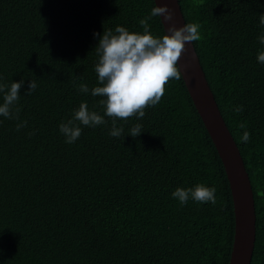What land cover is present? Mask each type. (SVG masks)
Segmentation results:
<instances>
[{"label": "trees", "instance_id": "16d2710c", "mask_svg": "<svg viewBox=\"0 0 264 264\" xmlns=\"http://www.w3.org/2000/svg\"><path fill=\"white\" fill-rule=\"evenodd\" d=\"M179 1L186 22L200 25L194 44L249 172L257 214L252 264H264V64L257 59L264 0ZM155 6L0 0V84L25 81L19 121L0 115V264H229L232 191L183 78L169 80L143 118H115L120 137L109 135L113 118L106 116V125H80L73 144L60 132L82 103L104 115V98L91 95L102 86L94 34L116 26L143 33L139 21ZM149 24L155 37L166 34L161 18ZM30 80L38 87L29 95ZM137 124L144 132L133 138ZM197 185L216 189L215 205L172 196Z\"/></svg>", "mask_w": 264, "mask_h": 264}, {"label": "clouds", "instance_id": "9594fccd", "mask_svg": "<svg viewBox=\"0 0 264 264\" xmlns=\"http://www.w3.org/2000/svg\"><path fill=\"white\" fill-rule=\"evenodd\" d=\"M167 22V34L155 37L150 33L149 21L153 18H162ZM143 33H130L123 26H116L113 31H105L101 35L95 33L99 38L96 51L99 55V63L95 66L99 83L91 89L93 97H103L100 103L104 106V115L90 111L86 103H82L74 115L66 123L60 124V132L65 137V142L73 144L82 134L80 125L86 127H97L106 125L112 119V128L109 135L120 137L123 126H116V119L127 121L131 116L138 113V118L145 116L144 109L149 105L157 104L165 92V85L169 80H180L182 78L181 68H177L178 61L185 50L186 42H196L200 39L198 31L200 25L185 23L178 27L175 20V9L168 3L158 5L151 9L150 15L139 21ZM260 24L264 25V14L260 16ZM259 42L264 45V35L259 37ZM257 59L264 64V52L258 54ZM24 79L14 81L10 87L0 84V94L3 103H0V115L6 119L19 121L21 89L24 87ZM38 87L35 80H30L27 94H32ZM81 93H88L86 84L77 86ZM236 112H242L243 106H237ZM79 122V123H77ZM27 127V121L18 122L16 130L20 131ZM244 125H241L243 128ZM142 132L140 124L130 129V135L135 138ZM34 133H30L32 135ZM250 133L245 131L241 137L243 142H248ZM216 189L204 185L193 188H177L172 196L177 198L181 204L194 199L199 202L211 201L216 204Z\"/></svg>", "mask_w": 264, "mask_h": 264}, {"label": "water", "instance_id": "95a60500", "mask_svg": "<svg viewBox=\"0 0 264 264\" xmlns=\"http://www.w3.org/2000/svg\"><path fill=\"white\" fill-rule=\"evenodd\" d=\"M175 9L178 27L186 22L179 0H154ZM167 34V22L161 18ZM182 78L194 105L223 162L232 191L235 212V237L229 264H252L257 237L256 203L252 182L240 148L229 129L194 42H186L178 61Z\"/></svg>", "mask_w": 264, "mask_h": 264}]
</instances>
